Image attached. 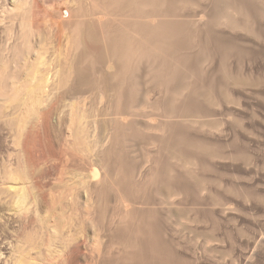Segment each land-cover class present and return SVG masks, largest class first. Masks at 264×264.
<instances>
[{
	"label": "rangeland",
	"instance_id": "1",
	"mask_svg": "<svg viewBox=\"0 0 264 264\" xmlns=\"http://www.w3.org/2000/svg\"><path fill=\"white\" fill-rule=\"evenodd\" d=\"M227 1L167 0L150 19L152 41L160 48L156 40L165 37V52L153 54L152 69L139 67L130 96L74 99L85 122L79 138L68 133L73 99H44L34 116L0 108V161L31 163L29 173L43 186L34 188L33 208L45 216L40 194L56 198L58 184L73 193L76 204L60 203L64 214L85 217L80 264H264V0ZM9 3L0 0V18ZM57 6L64 8L38 1L35 38L45 39L46 59L55 64L65 42L44 19ZM84 23L73 64L102 48L89 45ZM154 68L170 70L167 82L159 83ZM16 113L30 119L15 149L9 120ZM94 166L100 183L88 180Z\"/></svg>",
	"mask_w": 264,
	"mask_h": 264
},
{
	"label": "bare ground",
	"instance_id": "2",
	"mask_svg": "<svg viewBox=\"0 0 264 264\" xmlns=\"http://www.w3.org/2000/svg\"><path fill=\"white\" fill-rule=\"evenodd\" d=\"M8 1L10 3L3 10L0 18V32H2V37L5 36V39L2 38L4 43L1 44L3 46L0 48L1 109L18 108L19 110L20 107L25 114L34 116L40 102L50 97H66L73 100L91 97L93 99L113 98L114 100H121L122 97L130 96L135 91L137 85L135 81L139 77L137 74H141L138 72L142 71L139 67H148V70L150 66H153V63L157 61V59L153 60L152 65L150 64L153 54L156 51L159 52L163 44H167L165 37L160 38L156 42L160 41L162 45L160 48L156 47V43L152 41L153 26L150 24L152 15L154 13L160 14L167 0H55L58 5H62L64 8H58L57 6V9L45 15L46 19L43 20L45 29L48 32L57 34L59 38L63 37L65 42L63 48L58 51V62L55 64L46 59L45 46L43 45L45 39L42 38V41H40L41 39L37 40L39 43L35 40L38 31L37 26L42 23L39 24V20L37 21L39 17L38 1L41 0ZM218 1L221 3L226 2V0ZM228 1L226 4H230V1ZM234 1L236 2V0ZM240 1L246 4L248 0ZM53 4L48 6L49 10L55 8ZM83 18H88L85 21L87 24L81 21ZM72 19L74 20L71 25L69 24L70 26L66 27L64 23ZM83 23L84 29L86 27V35L85 33L84 35L89 37V45L93 47L99 46L101 43L102 48L100 50L98 48L99 52L97 54L95 52L92 54L82 52L80 61L73 64L69 62L72 59L70 58L71 53L76 51L77 46L83 45L81 37ZM159 66L161 65L159 64ZM137 70L140 71L137 72ZM155 72H158V70ZM155 72L153 70L150 73L147 71L149 74H155ZM147 73H143L144 76ZM149 77L154 79L152 75ZM169 77V69L158 72L159 83L166 81ZM25 101L28 104H24ZM22 102L24 103L22 104ZM74 102L69 105L68 133L71 137L78 135L79 138L84 134H82V126L85 122L83 113L79 114L76 111V106L79 104L81 106V103ZM24 113L22 115L26 116ZM17 115L16 113L9 120L14 132L12 144L15 149L22 144L21 140L28 125L29 117H31L27 116L29 119L26 117L19 119L20 116L17 118ZM148 115H150V112ZM34 118H36V115ZM151 118H154V116ZM151 122L152 120H149V123ZM66 136L68 135L66 134ZM10 157L0 161V264H57L59 260H63L64 263L61 262V264L81 263L80 260L78 262V259H80L78 256L83 253L85 217H82L83 219L81 218L80 221V214H76V216L75 214H64V209L60 203L61 198L62 200L66 198L65 201L70 206L76 204V200L72 197L73 193L68 192L69 187L58 184L57 197L55 198L51 192L50 196L47 197L48 201L45 197L46 193L40 194V197L42 196V200L46 201L48 206L45 210V216L41 217V214L38 213L39 210L33 208L37 202L36 195L38 197L39 193L33 192L36 188H41L42 185L29 173L31 163L23 161V158L22 160L19 158L10 160ZM97 161H94L95 164L92 165H96ZM94 162L92 161V163ZM84 172L81 173L84 174ZM89 174L88 180L92 179L96 183H100L98 170L95 166L89 171ZM84 179H82V183L80 182L81 184L78 182L79 185L83 186L87 183ZM81 189L82 187L79 190ZM87 205L84 201L81 210L86 211ZM77 208L78 213L79 209ZM66 215L69 216L66 217ZM74 217L79 220L74 222ZM78 221H80L79 224ZM98 238L96 234H93L91 243L93 248L99 251ZM92 246H89V249ZM75 257H78L76 258L77 262L74 260Z\"/></svg>",
	"mask_w": 264,
	"mask_h": 264
}]
</instances>
